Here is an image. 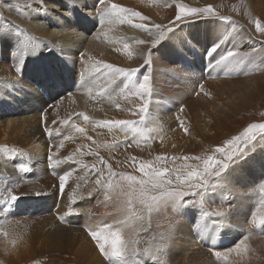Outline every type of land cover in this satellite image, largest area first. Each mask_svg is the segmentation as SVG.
I'll use <instances>...</instances> for the list:
<instances>
[{"label":"bare ground","instance_id":"1","mask_svg":"<svg viewBox=\"0 0 264 264\" xmlns=\"http://www.w3.org/2000/svg\"><path fill=\"white\" fill-rule=\"evenodd\" d=\"M196 1L199 3L202 2L200 0ZM196 1L195 3H197ZM234 1L238 3L240 0ZM241 1H245L249 15L247 17L240 15V17H237V15H235L236 17L234 16L231 18L232 20H235L232 21V25L230 23L231 21L229 22V26H226V24H220V22H214V20V24L212 22H206L209 30L204 27L203 32L196 34L199 37L191 34L183 37L179 31L188 24H181L174 33L165 36L163 40H160L159 36L161 29H157L153 27V25L163 24L167 26L169 21L172 20L173 14L169 7L171 0H110V3L130 9L132 12H139L141 15L148 17L149 19L146 26L152 28V37H149L147 33L135 29L128 24H120L115 21L109 23L110 20H113V17L103 11L106 5H100L97 0H43V3H41V0H18L17 7L13 9V11L5 10L3 12V10H0V68L5 69V76H13L11 63L13 65L12 67L21 69V71H19V78H16L15 80H7L8 85L12 83V87L9 90L14 89L17 94L19 90H22L23 84L26 89H29V91L24 90L22 93L25 94L24 96L26 97L23 101L25 107H22L19 103L21 101L19 96L17 101L18 104L14 102V98H17L16 96L19 95V93L14 96L12 99L14 101H12L9 100L7 92H2V89L0 88V91L2 92H0V107L4 106V111H0V149L2 148L5 150L6 148L4 152H6L7 155H4L7 160L6 162L0 161V188H5V181L10 179L13 170H18L17 172H20L19 166L22 163L27 165H30L31 163L32 165V163L36 164L38 161H44V165L45 163H48L49 165L47 157L50 150L55 154V157L58 153H61V151L57 152V149H54V144L52 145L51 143L53 140L48 138L49 135L45 133L46 126L49 132H51V136L56 133H61L62 138L64 136L63 134L70 136L69 134H66L68 132H70V134H72L71 132L77 133V138L74 136L71 137L70 141L72 143L67 146L65 145L66 149H64V151H70L68 153H71L72 156L76 151L78 154L82 153V151L86 152L88 155L86 159L81 155L84 158L83 163H85V165L86 163H101V158L104 157L105 154L106 157L102 158L103 161L110 163L117 162L119 157H122L124 153L127 156H132L135 152V147L137 149L140 145H134L135 147L133 145L128 146L125 144H122L119 147L112 146L114 142L122 141L119 136V128L106 126L108 128V137L106 140L109 139L111 143L106 146V151H103L102 139L94 134V132L97 131V127L94 128V126L91 129L92 131L94 130L93 132L86 133L87 130L85 128L88 127L86 125L85 127L83 123L86 124L89 120H101V118L105 119L104 121H114L117 119L138 121L140 120L138 109L144 102H148L149 105V110L145 118L158 117L169 111V109L175 105V100L181 96L180 92L179 95L177 93V88L179 86L175 85V79L178 78H180L182 82L191 80V82L198 84V90L193 93L194 101L191 105L185 107L184 124L186 121L190 120V116L192 115L191 108L195 105L197 107L203 106L206 109L205 116L208 119L210 118L211 121L210 123L206 122L198 126H196L197 124H192L191 126L194 128V132L186 138L185 143L184 138L180 142L177 138H168L164 141L158 139L160 144L163 142L157 147L158 150L163 152H171L177 149L183 151L189 145L195 148L198 144L207 140V138L213 139L216 137L223 138L227 136L231 130V126L219 118V110L222 109V112H225L224 110L227 109L232 112L235 110H241L246 104V99L243 98L245 93L234 97L228 96L226 98L227 100L221 98L226 89L225 82H223L224 74L225 72L230 71L231 68H241L242 64L247 61L249 57H254L256 54L258 56L264 54V42H260L261 40H264V38H261L259 34H256L251 26V23L256 19H260L264 22V0ZM217 19L219 20V18ZM133 22L137 23L140 21L134 19ZM203 24L205 26V23ZM249 28L251 30L250 33H255V36L254 38L251 37V44H249L248 49H239V47H241L239 45L240 40L235 39V35L240 32V30H246L248 32ZM204 37H209V42L211 44L215 41L222 43L221 48L215 55V58L212 59L211 64L209 63V57H205L207 63L203 62L202 57L200 58V56H204L203 52L200 51L201 48H203L202 45L204 42L202 39ZM152 38L160 41V44L152 50L151 65L144 68L143 61L152 48L150 43ZM257 38L261 40H258ZM138 41H147V43H139ZM125 44H128L129 51L132 52L131 59H129L127 52L124 51ZM181 44L185 46L182 49L180 48ZM228 49H234L237 53L240 51L243 52H240L241 55L221 60L220 54L226 53ZM217 61H219V63H217ZM262 62H264V57ZM105 63L113 64L116 67L140 68L142 73H149L152 77V95L141 99L140 97L137 98L134 95L129 94L128 90L125 88V85L128 84V80L124 77H119L118 79L120 87L114 88L111 84L113 76L109 74V70L104 68ZM77 67L79 69L83 68L84 72L77 71ZM195 68L197 69L195 70ZM98 70L100 73H98ZM207 72L208 74H205ZM212 72L215 74H212ZM16 73L18 74V71ZM25 78L26 80L29 78L31 82L35 81V84L40 80L44 82V78L49 81V89H53V91L48 93L52 104L49 105V107H46L47 109H45L46 113L44 112V115L40 114V109L45 107L44 101L37 99L40 94L37 91H34L32 86L29 84L27 85ZM137 78H140V76L138 75V77H134L133 79ZM4 84L7 85L6 82ZM5 85L4 87H6ZM201 85L203 86L202 91L200 88ZM253 87L260 89L261 84L256 83L252 88ZM247 91H250V89H247ZM192 92H194V89ZM205 93H207V95H205ZM54 98L55 100H53ZM154 100H158L157 102H159L161 106H157V104L155 105ZM215 100H221L219 105L220 108L217 107L218 110L215 109L216 107L209 106V104ZM167 101L170 102L166 104ZM117 105L120 107L118 108ZM18 107H21L20 110ZM209 111H212L210 116L208 113ZM23 114L24 116H22ZM84 116H87L89 120L85 121ZM256 116H248L245 114L238 115L239 125L235 126L234 132L237 127H241V124H246L250 121L252 122V120L256 121V119H258ZM53 121L56 123H53ZM61 121H68V123L61 124ZM160 124L162 123H157V125ZM30 125H38L39 129L34 130ZM76 127L84 128V134L78 133L75 130ZM162 129L163 128H161V130ZM240 132L241 130L236 136L241 134ZM125 150L126 152H124ZM138 150L141 149L138 148ZM75 153L74 155H76ZM89 153H96V155H90ZM246 153H248L247 156L253 155L255 159L254 163H248V161L245 160L247 156L244 155L236 162H233L230 172L232 180L228 178V173L226 174L227 181L225 180V182L227 183V188L230 186L233 187V180H235V178L232 177L234 174L237 175L236 181H241L245 185V183L247 184L245 181L246 173L256 174L255 172L257 170L263 171L264 138H260V134L257 135V139L253 141ZM56 158L58 159L59 157ZM74 158L77 159L76 157ZM120 161H124V159ZM134 168L135 167L133 166L132 170ZM30 169H32V167ZM38 169H40L39 171L42 173H45L46 181L51 184L53 178L47 176V170L42 169V167ZM125 169L122 167V170ZM86 170L87 169H85L84 172H86ZM17 172L15 177L14 175L11 176L12 180H16L17 175H19ZM132 174L135 173L133 172ZM77 179L79 180L78 177ZM43 182L44 180H42V183ZM114 183L116 184V182ZM94 184L96 185V183ZM219 184L220 183L216 185L213 193L215 192L218 194L225 191V189L220 188L221 184ZM46 185L48 184L44 183L43 187ZM117 188L119 189V187H116V189ZM227 188L226 192L229 196H232L233 199L229 201L225 198H221L219 200L220 206L218 208L220 211L225 212V215L219 216V222L212 221L213 218L203 220L204 217L202 216H198L199 218L194 222L193 213L188 215L189 221L186 222V225L184 224L185 222L181 220L183 217H181L182 214L180 212L177 214L176 212L175 214L170 213L168 216L163 214V217L156 216L159 218V221L156 224L161 226V228L164 227L163 224L168 227L172 221H178V224H176L172 230L171 241L169 244L171 247L168 250H165L163 256L159 255L160 261L162 260L168 263L166 260H171L173 258V260H177L174 264H264V248L261 249L260 262L255 261L251 256L252 247H254L256 243V241L252 239H247V241H250L246 242V250L244 247L237 255L229 256L227 249L230 250V248L228 247H226L227 249L224 248V251H217V247L223 243L220 234L229 235V233L234 234L236 231V226L238 224L233 223L236 219L233 220L230 218L238 215L243 219L246 214L245 209L250 208V203L248 204L241 199V196L245 194V190L240 194L236 190L230 191ZM234 188H236V186H234ZM3 190H0V194H2ZM114 191L116 192V190ZM85 195L86 194L84 193L83 196ZM109 196V199H105V195L102 196V194L99 193L98 198L92 201L90 205V202L88 201L89 203L86 204V207L84 206L81 208V205H79V208H74V212H79L82 214V217L87 218L86 220L82 217L80 219L83 224L86 222L85 225L82 226L83 229L79 227L76 229H70L62 225L54 224V226L52 225V228L47 229L45 232L53 238L54 235H57V238L59 237L60 239L56 240V243L46 240L30 241L24 239V245L20 244L21 248L18 253H16V244H14L12 248L8 245L10 248L6 247L5 252H7V255L10 254V258L19 264L22 262L24 263L25 261L31 264H108L107 262L109 261L105 260L100 255L99 250L95 246V242L87 233L89 229L99 230L104 224L116 226L118 220L124 219L123 215L116 209V196ZM204 196L194 199L196 205L203 202ZM245 196L243 199L246 198ZM113 197L115 200H112ZM97 200L98 202H96ZM262 206L263 207H259V212L252 210V220L250 221L257 222L259 219H264V200ZM211 210L212 208L209 210L210 213ZM239 211L241 214H239ZM155 215L157 214L153 213V216ZM259 216H262V218ZM147 221L143 223L142 227L136 226L134 229L123 228L122 238L129 242L130 250L131 247L137 248L139 244L137 243L138 234L140 231H143L144 228H147ZM150 221L151 220H149V222ZM48 223L51 225L52 221L47 222V224ZM218 223H223L224 232H219L220 228L216 226ZM145 225L147 226L145 227ZM191 225L193 227L197 226L198 229L201 230L204 228L200 237L189 227ZM41 228L44 227L42 226ZM155 230L156 228L154 231ZM157 230V235L159 234V236L163 230L165 231L164 228L162 231L159 229ZM152 231L153 230H151V232ZM143 233L145 234V232ZM143 238L145 237L143 236ZM159 241H157L158 244ZM203 241L208 244L206 249L202 245ZM132 242L135 243L133 244ZM157 242L154 244H157ZM182 247L186 248V251H184ZM178 252L179 254H177ZM217 252L220 254L218 257L219 260H209V258H215V253ZM176 255L181 257H176ZM110 263L118 264L116 261L109 262V264Z\"/></svg>","mask_w":264,"mask_h":264},{"label":"rangeland","instance_id":"2","mask_svg":"<svg viewBox=\"0 0 264 264\" xmlns=\"http://www.w3.org/2000/svg\"><path fill=\"white\" fill-rule=\"evenodd\" d=\"M195 1L194 0H171V3L169 4V7L171 9V13L173 14L172 20H174L175 15L178 11V7L181 5L185 8H189V7L205 8L208 6H211L213 8V11L215 13L214 17H212L210 19L201 18V20L187 23L188 25H186L182 30L179 31L183 37H186L187 35H190V34L194 35V36H198L196 34H198L199 32H203L204 27H206L209 30V28L206 25V22H212L213 24H214V22H220V24L222 23L224 25L226 24V26H229L230 21H231L230 22L231 25H232V21H235V20L231 19L235 15H237V17H240V16L247 17L249 15L248 14V7L245 5V1L240 0L238 2L239 4L237 2H235L234 0H227V1L226 0H200V1H202L200 3L197 1H196L197 3H195ZM228 1H229V3H228ZM17 4H18V0H0V10H3V12L5 10L13 11V9H15L17 7ZM226 6H228V7H226ZM243 7H244V9H243ZM217 18H219V20ZM223 18H228V20L225 21ZM236 21L239 22L238 20H236ZM203 23H205V26ZM181 24H185V23H181ZM167 26H170V25L168 24ZM251 26L255 30V26H254L253 22L251 23ZM248 32L250 35L248 34ZM248 32L246 30H242V31L240 30V32H238L235 35V39L240 40L239 45L241 47H239V49H243V48L248 49L249 44H251V40L249 39V36L254 38L255 33L254 34L250 33L251 32L250 28L248 29ZM258 40H261V39H258ZM202 41L204 43L202 45L203 48H201L200 51L203 52L204 56L202 55V56H200V58L202 57L203 62L207 63V60H205L206 59L205 57L207 56L206 53H207V50L212 46V44L209 42V37H204L202 39ZM260 42H262V40ZM183 47H185V46L183 44H181L180 48L182 49ZM240 52H243V51H240ZM240 52L238 53V55H241ZM263 57H264V54H260L259 56L256 54V55H254V57H249L248 60L242 64L241 68H238V69L231 68L230 71H227L224 74L223 82H225L226 89H225V93L222 94L221 98L222 99L224 98L225 100H227L226 98L228 96L234 97L236 95L245 93L243 98L246 99V104L244 105V108L241 110H235L234 112H232L231 110L227 109V110H224L226 113L222 112L223 111L222 109L219 110V112H218L219 118L223 122H226L228 125L231 126V130L227 136H225L223 138H221V137H216L213 139L207 138V140H204L203 143L198 144L195 148L192 147L191 145H189L183 151H180L178 149L173 150L171 152H168V151L163 152L161 150H158L157 147L163 143V142H161V144H160L158 139L160 141H164L168 138H170V139L171 138L172 139L177 138V139H179V142H180L184 138V143H185L186 138H188V136H190L194 132V128H192V126H191L192 124H195V125L197 124L196 126H198V125L204 124L206 122L210 123V121H211L210 118L208 119L205 116L206 109L203 106L197 107L195 105L191 108L192 115L190 116V120L186 121V123L184 124L185 107L188 105H191L192 102L194 101L193 93H195L198 90V84H196L195 82H191V80H188L186 82H182L180 80V78H178V79H175V85L179 86L177 88V93L179 95V92H180L181 96H179L175 100V103H174L175 105H173L174 107L172 106L169 109V111H167L165 113L162 112V113H164V114H161L162 116L160 115L158 117H152V118L147 117L144 119L142 124H137L138 127L139 126H143V127L147 126L148 128L153 129L152 132L147 134L149 137V139H147V140H150V141H147V140L145 141L144 138L137 137V142H133L131 139V134L128 135L127 142L124 143L125 145H128V146L140 145V147H137V149L134 146L135 152L133 151L134 154L132 156L136 157L141 162L152 161L154 166H156V167L167 168L169 170H172L174 174L171 177H166V178L172 179L173 181L176 180L175 173H177V172L181 173L182 178H183V175H186V173L188 171H191L193 168H195L197 166H199V169L202 171L203 167H204V161H206L209 156H213L216 160H222L223 156L219 153H216V151H215V149L217 147L226 148L227 147L226 142L228 140L232 139V137L236 136L240 130H241L240 133H242L247 128V126L249 124L264 123V62H262ZM12 66L13 65L11 63V69L13 70V76H5V74H4L5 69L0 68V84L2 83L0 85V88L2 89L1 90L2 92H7V94L9 95V97H8L9 100H12L14 98V96L19 93V95L16 96L17 98H14L15 101L14 100H12V101H14L18 104L17 101L20 98V100H21L19 102L20 105L22 107H25V105H24L25 103L23 101H24V99H26V97L24 96L25 94H22V93L24 90L29 91V89L28 88L26 89L25 85L23 84L24 86L22 85V90H19L16 94L14 89L9 90L12 87V83H10L9 85L7 84V80H15L16 78H19V72H18V74L16 73L17 67H12ZM200 67H202V66H200ZM196 69L197 68H195V70ZM77 71H80V72L83 71L84 72V69L83 68L79 69L77 67ZM98 73H100L99 70H98ZM205 74H208V72ZM212 74H215V73L212 72ZM140 78L142 79V76H140ZM25 80H26V78H25ZM27 80H26L27 85L29 84L30 86H32L34 91H37L40 94L37 97V99L40 101H44L45 107L40 109V114L44 115L46 113V111H45V109H47L46 107H49V105L52 104L51 98L48 96V93L50 91H53V89L52 88L49 89V86H48L49 81L46 80V78H44V82H42V80H40L36 84H35V81L31 82L29 78H27ZM5 82L7 85L4 84ZM185 83H187L188 85ZM256 83L261 84L260 89H256L254 87L252 88V86L255 85ZM4 85L6 87H4ZM182 89H183V91H182ZM193 89H194V92H192ZM247 89H250V91H247ZM18 96H19V98H18ZM135 97H137V96H135ZM166 97H168V96H166ZM53 100H55V98ZM225 100H223V101H225ZM157 101L158 100H154L155 105L157 104V106H161V104ZM169 102L170 101H167L166 104H168ZM220 103H221V100H215L214 102L210 103L209 106L211 105V107H216L215 109H217V107L220 108V106H219ZM162 106H164V105H162ZM20 108L18 107L19 110H20ZM181 108L183 109V111H181ZM0 111H2V112L4 111V106L0 107ZM211 112L212 111L208 112L209 116H210ZM256 112H257V116H256ZM241 114H245L248 116L255 115L258 119H256V121L252 120V122L250 121L246 124L245 123L241 124V127H237L236 131L234 132L235 126L239 125L238 115H241ZM22 116H24V114ZM259 118H260V120H259ZM104 120L105 119L101 118V120H97V121L101 122ZM97 121L89 120L88 121L89 123L88 122L86 124L83 123V125L84 126L86 125L88 127V128H85L87 130L86 133L93 132L94 130L92 131L91 129L94 126H95L94 128L97 127L96 128L97 131H95L94 134L98 135V137H100L102 139V141H103L102 142V150L106 151V149H107L106 146L111 143V141L109 139L106 140V138L108 137V135H107L108 128L106 126L100 125L98 123L97 124L93 123V122H97ZM138 121H140V120H138ZM181 121L184 124L183 128L181 127ZM146 122H148V123H146ZM159 122H161L162 124L157 125V123H159ZM30 126L34 130L39 129L38 125H30ZM161 128H163V129L161 130ZM184 128L188 129L187 133L184 131ZM197 130H198V128H197ZM71 133L72 134H70V132H68L66 134H69L70 137L74 136L75 138H77V133H75V132H71ZM78 133H80V132H78ZM83 134H84V132H83ZM258 134H260L259 130L256 131V135H258ZM63 135L65 136V134H63ZM61 136H62L61 133H56L51 137L48 136V138L53 140V141H51V140L50 141H51L52 145L54 144L53 145L54 149H57L56 146L59 145L60 141L63 139L64 136L62 138H61ZM119 136H120L122 141H125V134L123 131H121V130L119 131ZM58 139H61V140H58ZM71 143L72 142L70 141V139L68 141H64V146L62 148H59V151H61V153H58L56 157H59L58 160H63L62 157L64 158V157L71 155V157H73V162H75V160H76V161H80L81 163L75 164V167H77V168L73 167L71 169V170H73V172H72L73 175H71L69 177V179L66 181L65 188H64L63 192H61L60 187H59V175H62L65 172H67L69 170L70 165L60 163V164L55 165L54 167H49L48 163H45V165H44V161H40V162L38 161V163L37 162H36V164L32 163V165L30 163V165H28L29 171L27 173H24L22 171L17 172L18 170H16V171L13 170V172L11 173L12 174L11 176L14 175V177H15L16 172L19 174V175H17L16 180H12V177L10 176V179L5 181V183H6L4 185L5 188H0V190L4 189L2 191V194H0V198H1L0 202L3 201V199L7 195V192L9 189H11L15 194L22 195V199H20L16 203V205L11 208L10 214L6 213V212H0V264H19L18 262L13 261L10 258V254L7 255V252H5V248L6 247L12 248L14 246V244H16L15 245V246H17L16 247V251H17L16 253H18L20 251V248H21L20 244L24 245L23 244L24 239H28L30 241L46 240L49 242L56 243V240H59L60 238L59 237L57 238V235H54V238H53V237L47 235V233L45 232V231H47V229L52 228L54 226V224L60 225V226L62 225L64 227H67L70 229H72V228L76 229L78 227L83 229L82 226L85 225L86 222L84 224H83V222H81L80 219L82 217V214L79 212H74V208L75 207L79 208V205H81L80 206L81 208H83L84 206L86 207L87 206L86 204L89 202H90L89 203V205H90L92 201H94L98 198L99 193L102 194V196L105 195V193H104L105 188L104 187H106L109 184V182H112L111 184L113 186L111 189H108L109 190L108 192H110L109 195L117 196L121 190L126 191L127 190V186H126L127 183L125 182V184H124V181L123 180L121 181L120 176H117V177L115 176V180H114V176H109V174H107L108 172H107L106 166L110 165L112 171H114L115 173H118V174L125 175L127 173L126 175H129V174H132L134 172L135 174H132V176H135L137 178H140L142 176V174L138 170H136V167L132 170V168H133L132 162H131L132 156H127V155H125V153L122 155V157H119V160L117 161L119 163L113 162L114 163L113 164V163L105 162V161H104L105 162L104 164L86 163V165L89 168L92 167L93 165H95L97 167L99 166L98 168L96 167L98 172L96 171V172L89 174L88 169L83 167V165H85V163H83V160H84V158L86 159L88 157L86 152L82 151V153L78 154L76 151V153L74 152L76 155H74V153H73V156H72L71 153L70 154L68 153L70 151H68V150L64 151V149H66V146L68 144H71ZM241 147H243V145H241ZM249 147L246 148L243 153L239 154L236 158H234L233 162H236L238 159L242 158L243 155L247 156L248 153H246V152H248ZM138 148L141 149L142 151L138 150ZM5 150H6V148H5ZM5 150L2 148L0 149V152H1L0 153V161H5V162L7 161L6 158L4 157V155L7 156L6 152H4ZM124 152H126V150ZM81 155H83L84 158ZM157 155L166 156V157H168V159L162 160V161H156L155 157ZM126 156H127V158H126ZM74 157H76L77 159H75ZM105 157H106V154L102 158H105ZM173 157H175L176 159H172ZM184 157H189V158L184 159ZM193 157H199L200 159H195ZM123 159H124V161H120ZM245 160H247L248 163H254V161H255L253 155L247 156L245 158ZM47 161H48V159H47ZM233 162L230 163L229 168L223 174H221L220 177L214 178L217 184L218 183L221 184V185L219 184L221 186L220 188L225 189V191H223V193L216 194L215 192L213 193V191L211 193H206L204 196L203 202H201L202 204L200 203L199 205H196V203L194 202V199L197 197H195V198L189 197L188 199L193 200V203H192L193 206L190 205L189 207H186V208L182 207V206H176L175 212H176V214L178 212H180L182 214L181 217H183V219H181V218L180 219L183 222H185L184 223L185 225H186V222L189 221V219H188L189 214L193 213L194 222H195V220L198 219L199 217H201V216L204 217L201 214V213H203V211L208 212L210 214L208 217H204L203 220H205L207 218H209V219L213 218L212 221L219 222L220 217L212 215V214L215 212H220L218 207L220 206L219 200L221 198H225L229 201L233 199L232 196H229V194L226 192L227 183L225 182L227 173H228L227 174L228 178L231 179L230 172H231V165L233 164ZM120 163L121 164L123 163V164L121 165ZM100 164H101V166H100ZM184 165H188L189 167H184ZM31 167H32V169H30ZM41 167H42V169L47 170L46 174H48L47 175L48 177L53 178V181L51 182V184H49L46 181V176L44 175L45 173H42L41 171H39L40 169H38V168H41ZM122 167H123V169H125V168L126 169L122 170ZM129 167H130V169H129ZM35 168H37V169H35ZM85 169H87L86 172H84ZM100 169H103V172H100V174H99ZM255 173L256 174L246 173V180L245 181L247 182V184L245 183V185L241 181H236L237 175L234 174L232 177V178H235V180H233L234 184H233V187L230 185L229 186L232 187L233 189L230 187L227 189L230 191L236 190L240 194L242 193V191L245 190V194L243 196H241V199L244 202L246 201V203H248V204L250 203L249 206L251 209L250 208L245 209L246 214L243 217V219L238 215H235L234 217L230 218L233 220L236 219L235 222H233V223L238 224L236 226L237 232L235 231L234 234L229 233V235L220 234V238L223 240V243H221L219 245V247H217V251L218 250L224 251L225 250L224 248L228 247V248H230V250L227 248L226 249L228 250L227 253L229 256L237 255L238 253L241 252V250H243V248L246 245V242H248L252 239V240L256 241V243H255V246L252 247L251 256L255 261L260 262V260H261V249L264 248V223H260V222L264 221V219L262 218V216H259L262 219L260 220L258 218L259 221H257V222L250 221V220H252V218H251V213L253 212L252 210L258 211L259 207H263L262 205H263V200H264L263 199L264 198V191H262V188H264V169H263V171L257 170ZM82 174H86V175H82ZM99 175H101L102 177ZM103 175H104V177H103ZM43 176H45V177H43ZM81 176H83L84 178ZM107 176L109 179L107 178ZM37 177H39V178H37ZM77 177L79 178V180L77 179ZM92 178H93V180H92ZM102 178H104V179L107 178L110 181H108L107 179L104 180ZM37 179H38V181H37ZM42 180H44L43 183H42ZM91 180H92V182H91ZM98 180H100L99 184L97 183ZM23 181H24V183H23ZM85 181H86V183H85ZM101 182H103V183H101ZM114 182H116V184ZM121 182L124 185H122ZM44 183L48 184V185H46L47 187L46 186L43 187ZM52 183H54V184H52ZM94 183H96V185ZM248 183H251V184H248ZM11 184H13V185H11ZM16 185H18V187H16ZM240 185H241V187H240ZM234 186H236V188H234ZM77 187H79V188H77ZM116 187H119V189L118 188L116 189ZM99 188H101V189L99 191H97V193H96V189H99ZM102 189H103V191H102ZM114 190H116V192ZM4 191H5V193H4ZM90 191H92V192H90ZM37 192H39L40 195H36ZM84 193L86 194L85 196H83ZM88 193H93V194L91 195V197H89ZM244 196L246 197L245 199H243ZM248 196H249V198H248ZM82 198H83V200H82ZM112 200H115L114 197ZM96 202H98V200ZM96 204H98V203H96ZM96 204H94V205H96ZM96 206H98V205H96ZM3 207L7 208L8 206L3 205ZM93 208H94V206H93ZM210 208H212L211 213L209 211ZM172 210H173L172 206L169 205L168 209L166 211H162L161 213H159L155 216H153V214H152V216L147 217V215H146L145 221L148 220L147 221L148 226L145 225V227L147 226L148 229H150V228L151 229L148 230L147 228H144L143 231L139 232L138 241H137V243H139L137 246L138 249L142 250L148 246V248H151L153 252L156 251L155 247L158 245L157 241L160 240L159 234L157 235V233H158L157 229L162 231L163 228L165 230H167V228H168L165 224H163L164 227H162V228H161V226L156 224L159 221L158 220L159 218L156 216L163 217V214L165 216H168L170 213L175 214V212ZM239 214H241L240 211H239ZM82 218L85 220L87 219L86 217H82ZM149 220H151V221L149 222ZM247 220H249V221H247ZM50 221H52L51 225L49 223L47 224V222H50ZM155 225H156V227H155ZM42 226L44 228H41ZM165 226H166V228H165ZM216 226H218L220 228V231H219L220 233L224 232L223 223H221V224L218 223ZM157 227H159V228H157ZM189 227L193 231H195L194 233H197L199 235V237H200V234L202 233V230H204V228H202V230L198 229L197 226L193 227L191 225ZM155 228H156V230L154 231ZM151 230H153V231L151 232ZM143 232H145V234ZM153 232H154V234H153ZM162 232H164V230ZM155 233H156V235H155ZM140 234H141V236H140ZM36 235H39V236H36ZM55 236H56V238H55ZM143 236L146 239L143 238ZM154 238L156 240L157 239L158 240L156 241ZM153 239H154V241H153ZM247 239H250V240L247 241ZM139 240H143V241H139ZM149 240H150V242H149ZM170 241H171V238L169 239L167 247L164 249V251L162 253L157 254L158 261H157V259L156 260H147V261L141 259L140 264H165V263L166 264H172V263L174 264V263H176L177 260L175 261V260H173V258L171 260H166V261H168V263L164 262L162 260L160 261V258H159V255L163 256L165 250H168L171 247L169 245ZM240 241H242V242H240ZM156 242H157V244H154ZM239 242L241 244L240 251L233 250L234 247L237 244H239ZM160 243H161V241H159V244ZM202 245L204 246L205 249L208 246V244L205 241L202 242ZM182 248L184 249V251H186V248H184V247H182ZM153 249H155V250H153ZM177 254H179V252ZM208 254H210V253H208ZM176 257H181V256L176 255ZM216 257L215 258H209V260H215L216 259L215 261H218L219 259H218V257L217 258ZM22 263H20V264H22ZM26 263L27 262L25 261L23 264H26ZM107 263L109 264V262H107ZM27 264H31V263H27ZM114 264H116V263H114Z\"/></svg>","mask_w":264,"mask_h":264},{"label":"snow or ice","instance_id":"3","mask_svg":"<svg viewBox=\"0 0 264 264\" xmlns=\"http://www.w3.org/2000/svg\"><path fill=\"white\" fill-rule=\"evenodd\" d=\"M100 5H106L104 12L108 13L113 17L109 23L118 22L120 24H128L131 27L141 30L147 33L149 37L153 36L152 28L146 26L148 22V17L141 15L139 12H132L130 9L124 8L114 3H110V0H97ZM43 3V0H41ZM215 16L213 8L211 6L205 8L189 7L185 8L182 5L178 7V11L175 15L174 20L169 21L170 26H165L163 24H154L153 27L161 29L159 36L160 40H163L165 36H169L178 29L181 23H190L204 19H210ZM134 19H138L140 22L134 23ZM225 21L228 18H223ZM255 26V32L259 34L261 38H264V22L260 19L253 21ZM251 39V36H249ZM139 43H147V41H138ZM264 42V40H262ZM152 45L151 50L148 52V56L144 58L143 67L147 68L151 65V55L152 50L156 48L160 41L155 38L150 40ZM221 42H214L212 46L207 50L206 55L209 57V63L211 64L212 59L218 53L221 48ZM124 51L127 52L129 59L132 58V52L129 51L128 44L124 45ZM238 53L234 49H228L226 53L220 54L221 60H226L228 58L237 56ZM219 63V61H217ZM104 68L109 70V74L113 76L111 84L114 88L120 87V82H118L119 77L127 78L128 84L125 88L128 93L143 99L146 96L152 95V77L149 73H142L140 68L133 67H116L113 64L105 63ZM17 71L21 69L17 68ZM142 76V79L134 77ZM201 91L203 86H200ZM207 95V93H205ZM119 108L120 106L117 105ZM149 105L148 102H144L142 106L138 109V115L140 116V121L133 120H114V121H101L93 122L94 124H100L107 127H117L125 134V141L114 142L113 147H119L127 142L128 135L131 134V139L137 142V137L144 138L145 141L149 138L148 133L152 132L153 129L146 128L143 126L138 127L137 124H142L148 113ZM181 111L183 109L181 108ZM84 120L88 121L89 118L84 116ZM53 123H56L53 121ZM68 121H61V124H67ZM75 127V126H74ZM181 127H184L181 121ZM77 132L83 133L84 128L76 127ZM259 130L260 138H264V123H252L247 126V128L239 135L234 136L232 139L226 142L227 147L221 148L217 147L215 149L216 153L223 156L222 160H216L213 156H209L206 161H204V167L201 171L199 166L188 171L186 175L181 173H175L176 180L168 179L166 177H171L174 173L172 170L167 168H159L154 166L152 161H139L136 157L131 158L132 166L142 174L140 178L132 175L118 174L112 171L111 166H107V172L109 176H120L121 180L127 183V190H121V192L116 196V209L124 217L122 220L117 221V225L104 224L99 230H88L89 236L95 242L96 248L99 250L100 255L107 261H116L118 264H140V260H156L157 253H162L167 247V243L172 236V230L178 224V221H172L168 225L167 230L160 233L161 243L156 246L155 253L151 248H144L142 250L135 247H131L128 241L122 238L123 228L134 229L136 226H143V222L147 216H152L153 213L159 214L162 211H166L168 206L171 205L173 211L175 212L176 206L189 207L192 205L193 200L188 199L189 197H203L206 193H211L216 187V181L214 178L220 177L228 168L230 163L234 161L239 154L243 153L246 148L252 145V142L257 139L256 131ZM187 133L188 129L184 128ZM45 132L51 137V132H49L47 126L45 127ZM71 139L70 136L65 135L60 141L59 145L56 146L57 152L59 148L64 146V141ZM243 145V147H241ZM90 155H96V153H89ZM189 157H184L188 159ZM195 159H200L199 157H193ZM49 161V167H54L57 164L64 163L70 165L69 170L62 175H59V187L61 192L65 188L66 181L72 175V168L75 164L80 163V161L73 162V157H64L63 160H58L55 154L51 152L47 157ZM168 157L157 155L155 157L156 161L166 160ZM172 159H176L173 157ZM105 162L101 158V164ZM119 163V162H117ZM20 171L27 173L29 171L28 165L21 164ZM83 167L88 169V173L91 174L96 172V166L93 165L88 168L87 165ZM184 167H189L184 165ZM103 172V169H100ZM97 183H100L98 180ZM18 187V185H16ZM113 186L111 182L105 187V199H109L108 189ZM100 189H97L99 191ZM264 191V188H262ZM36 195H40L39 192ZM92 193H88L91 197ZM22 199V195L15 194L11 189L8 190L7 195L4 197L3 201L0 202V212H6L10 214L12 207ZM3 205H7L5 208ZM204 217H208L210 214L208 212H203ZM212 215L223 216L224 211L215 212ZM260 223H264L261 221ZM133 244L135 242H132ZM241 245L237 244L235 246V251H240ZM246 250V246H245ZM219 257V253H215ZM139 258V259H138Z\"/></svg>","mask_w":264,"mask_h":264}]
</instances>
